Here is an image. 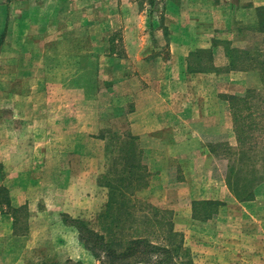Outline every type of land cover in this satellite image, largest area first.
Here are the masks:
<instances>
[{
	"label": "crops",
	"instance_id": "1",
	"mask_svg": "<svg viewBox=\"0 0 264 264\" xmlns=\"http://www.w3.org/2000/svg\"><path fill=\"white\" fill-rule=\"evenodd\" d=\"M5 20L4 13L0 35ZM132 20H139L135 29L128 28ZM262 20L264 0H150L144 17L126 20L124 57L94 64L89 115L79 60L76 77L61 61L59 81L39 96L31 77L30 92L3 93L0 188L9 205L0 208V264L84 262L87 252L64 220L103 212L108 191L100 180L109 167L100 151L122 142L136 149L143 168L135 196L171 211L174 228L203 227L212 235L196 236L201 262L264 264V182L248 201L238 200L226 183L229 151L238 146L228 98L262 83L255 69ZM79 48L84 58L76 40ZM9 66L10 76L0 83L21 76L17 61ZM255 76L258 86L248 88ZM74 96L82 108L70 107ZM37 100H44L41 107ZM206 202L214 204L208 205L214 214L193 223L196 204Z\"/></svg>",
	"mask_w": 264,
	"mask_h": 264
},
{
	"label": "rangeland",
	"instance_id": "2",
	"mask_svg": "<svg viewBox=\"0 0 264 264\" xmlns=\"http://www.w3.org/2000/svg\"><path fill=\"white\" fill-rule=\"evenodd\" d=\"M148 10H150V0H0V16L5 13L6 19V33L0 35V77H8L12 72L13 69L10 66L6 67L11 61H17V64L21 65L18 69L21 76H18L15 82H13V79H9L7 82L1 81L0 103H3L1 97L6 92H30L31 88L34 91V86L38 96L40 92H45L46 86L51 87L54 84L52 81H59L62 76L61 61L68 62L67 69L69 73L76 77L77 69L75 65L79 60L82 66L84 65V68L79 69V71L84 72L83 75L85 76V109L86 114L89 115L94 109L92 103L94 90L90 86L92 84H88V81L92 79L94 64L98 62V65H102L103 61L106 60L104 58L111 57L114 54L117 58L124 57L125 53L122 49L123 44L126 42L124 30L128 24L126 22L127 18L138 15L144 17ZM18 20L22 24H18V22L15 24ZM139 20L136 25L132 20L128 24V28L135 29ZM30 22L31 26H29ZM140 23L143 25V22ZM75 39L81 45V48L85 49L83 52L84 58L80 55V48L78 52L76 50ZM2 48L4 50H1ZM260 48L261 59L263 60L264 43H261ZM50 64L52 67L46 68ZM30 77L36 78L37 81L36 84H31V88L28 84ZM21 78H24V80H20ZM257 86V77L250 78L248 88ZM256 89L264 97L263 84L260 83ZM78 101L75 96L72 100L69 99L70 107L76 108V106H79V108H82L80 100ZM15 102L22 105L25 103L24 100H15ZM262 102L261 105L264 107V101ZM4 103L7 105L6 100H4ZM36 103L38 106L40 103L43 104L44 100H37ZM260 103L261 100L258 105ZM258 105L256 108H258ZM256 120L259 128H256L254 132L252 131L251 134L254 141L261 145L264 142V119L262 124H259V118H256ZM100 153L104 169L110 167L111 156L114 155L113 149L103 146ZM107 172L105 173L107 174ZM105 176L108 175H101L100 186L107 189V187L101 185ZM138 199L148 203V200L144 198L139 197ZM107 200L108 192L104 205H106ZM80 221L87 223L90 230L101 231L98 217L93 219L91 216ZM194 221L196 219H192L193 223H195ZM64 222L70 224L77 231L71 218L64 220ZM185 223L186 225L191 224V220L187 219ZM174 229L183 234V252L188 253L193 264H211L209 259L201 262V259L197 256H204V253L200 251L202 240L198 238H209L212 235H206L203 227L177 226ZM189 231L191 233L193 231V235L191 234L193 237L191 238ZM55 235L58 234L54 232ZM154 241L159 244V240L155 239ZM84 249L87 252V259L84 262L82 260L78 262L69 260L64 264H109V261L102 257L103 253H101L100 259H96L91 251ZM205 255L207 256V254Z\"/></svg>",
	"mask_w": 264,
	"mask_h": 264
},
{
	"label": "trees",
	"instance_id": "3",
	"mask_svg": "<svg viewBox=\"0 0 264 264\" xmlns=\"http://www.w3.org/2000/svg\"><path fill=\"white\" fill-rule=\"evenodd\" d=\"M261 25L264 34V20ZM256 60L258 68L255 69L264 88V59ZM257 90L250 89L243 97L228 98L238 146L235 151H229L232 159L226 183L240 201L252 199L255 187L264 182V142L258 145L251 134L259 128L256 118L259 124L264 119L261 105L264 97ZM123 143L113 149L112 163L105 174L108 176L101 182L108 189L107 203L98 216L101 231L90 230L87 223L78 219L72 220L79 241L94 258L100 259L103 253L109 264H193L188 253L183 252V234L174 229L173 213L135 196L144 181L143 168L137 160L136 149ZM5 205H9L8 194L0 188V208ZM208 205L212 203L196 204L194 219L211 218L214 210ZM152 239L159 240V244Z\"/></svg>",
	"mask_w": 264,
	"mask_h": 264
}]
</instances>
